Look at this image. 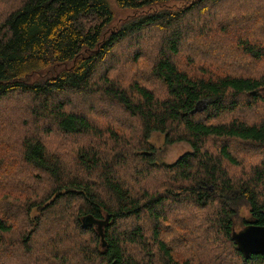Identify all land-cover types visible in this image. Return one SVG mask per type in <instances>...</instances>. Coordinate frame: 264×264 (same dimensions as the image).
<instances>
[{
  "label": "trees",
  "instance_id": "trees-1",
  "mask_svg": "<svg viewBox=\"0 0 264 264\" xmlns=\"http://www.w3.org/2000/svg\"><path fill=\"white\" fill-rule=\"evenodd\" d=\"M112 1L135 13L116 24L111 0H24L0 22V102L18 113L0 119V264H28L16 249L32 264H264L232 239L237 221L264 226L256 1ZM166 2L188 6L153 10ZM214 7L225 13H214L215 31L203 27L189 44L193 19ZM147 30L162 33L158 50L100 74L119 61L118 46ZM86 98L110 116L81 113ZM254 110L258 121L247 115ZM154 132L193 151L171 164L146 153L138 161L133 151H152ZM87 215L110 216L106 246L83 227Z\"/></svg>",
  "mask_w": 264,
  "mask_h": 264
},
{
  "label": "rangeland",
  "instance_id": "rangeland-1",
  "mask_svg": "<svg viewBox=\"0 0 264 264\" xmlns=\"http://www.w3.org/2000/svg\"><path fill=\"white\" fill-rule=\"evenodd\" d=\"M23 1L24 0H0V22L3 21V18L9 9H14L16 7H19ZM253 1H256V2H253V4L255 5L256 9H259L258 13L261 12L262 20H261L260 25L263 24V27H264V0H253ZM111 2H112V7H113V10L115 13L116 24H118L119 21L120 22L125 21L128 17L132 16L135 13L132 10H129L126 8L121 10V9L116 7V5L114 4V2L112 0H111ZM232 4L235 5V3H232ZM184 5H185L184 3H180V2H171V3L166 2L165 4L159 5L160 7H158V6L155 7L156 9H153V10H159V9L163 10L164 9V11H167V12L168 11L174 12V11H179L181 8H186L188 6V5H185V6ZM215 12L218 13V17H220L219 18L220 20H221V17L223 16V14H225V13H223L222 15H219V14H221V12H219V8L214 7L212 9H210L209 11H205L204 14L199 17V19H196V18L193 19L194 24H192V29H190L191 33H188V30H185V33H188L190 36V40H188L189 44L191 43V41H193L196 38L198 31H200L203 27L207 31H210V29L215 31L214 26H212L213 20L215 19V16H214ZM235 19H236V21L238 20L237 18H235ZM263 27L260 28L259 30L263 31V29H264ZM251 28L253 30V26H251ZM234 30L236 31V33L234 32ZM233 32H234V34H236V36H238L239 34H243V33H241L242 31L240 29L236 30V26H234V24H230L231 35H233ZM262 34H264V33H262ZM161 37H162V33L159 34V40H158V36H157L156 32H154L153 30H147L146 32L142 33L141 36H135V37H132L131 39L126 40L124 45L118 46L116 49L117 50L116 51L117 57L119 56L117 58V60H119V61H116L114 63H112L113 61H111V63L110 62L104 63L102 69L101 68L99 69L100 74L102 73L104 67H107V66L113 65V64L118 65L119 69H125L124 66H126V68H127V66L129 65L128 61L133 60V57L136 55L137 51H141L142 53H144V50H145V48H147V46H151L150 47L151 51L148 52V55L150 56L151 52H155L156 49L158 50V48L162 44L161 43ZM223 41H224L223 47H225L228 44L227 43L228 40L224 39ZM192 46L193 45H191V47ZM216 48H219V47H216ZM207 51H210V55H214L212 48H208ZM179 60L181 61L182 59H179ZM182 68L185 69L186 71H188L189 73L193 74V75L197 74L198 76H201V74L196 73L192 69L190 64H188L187 62L186 63L183 62ZM96 78H95V82H98V80ZM128 81H130V78H128ZM60 99H62V97ZM13 104L14 103H11V105H13ZM25 105L23 106V108L25 107ZM7 106L8 105L6 103L0 102V119L2 121H6V119H8V115L10 114V112H12V111L15 112L14 109L12 110L10 107H7ZM90 106L94 107L96 113L102 112V108L98 106L96 98L87 99L84 102H81L78 105V109H83V111L81 113L84 112L87 115V110H89ZM115 109H116V107H113L110 110H115ZM15 113H16V119H17L18 113L17 112H15ZM193 113H197V112H193ZM100 115H103L105 117L110 116V114L106 113L105 111L102 112ZM247 115L250 117L251 120L258 121V116L261 115V111L260 110H254L252 113H248ZM9 141L10 140H7L6 143ZM148 142L152 148V151H149V150H145L142 152L138 151V150L133 151V154L135 155L134 157H135V159L137 158L138 161H139V155L146 153V154L153 155L158 162H162L164 164H171V163L176 162L183 155L193 151L192 147L185 142L167 144L166 139H165V135L160 133V132H154L151 135ZM6 147L7 146L4 145L3 149H5ZM235 147L236 146H234V148ZM249 161H253V160L249 159ZM176 210L177 211H175V212H183L182 210H178L177 208H176ZM36 215L37 214L35 212L32 214L33 217H35ZM240 217L242 219L243 218L250 219L251 214L249 212V208L242 207V209L240 211ZM179 218H180V215H179ZM241 229H242V227H241L239 221H237L235 231H239ZM121 230H122V228L119 229L120 232H121ZM185 240H186V237H181V242L185 241ZM101 244L104 247L103 243H101ZM227 249H228V247H227ZM19 256H23L28 261V264H32L29 261V259L26 257V255L23 253V251L16 249V258H18ZM146 261L147 260L145 259L143 264H146ZM1 264H11V263H1ZM227 264H236V260L227 259Z\"/></svg>",
  "mask_w": 264,
  "mask_h": 264
},
{
  "label": "water",
  "instance_id": "water-1",
  "mask_svg": "<svg viewBox=\"0 0 264 264\" xmlns=\"http://www.w3.org/2000/svg\"><path fill=\"white\" fill-rule=\"evenodd\" d=\"M198 107L193 112L201 111ZM110 216L105 219H97L93 215H87L82 218L83 227H93L101 241L106 246L105 227L109 223ZM232 239L237 244L239 251L245 259H250L253 255H262L264 257V226L247 225L239 231H233Z\"/></svg>",
  "mask_w": 264,
  "mask_h": 264
}]
</instances>
